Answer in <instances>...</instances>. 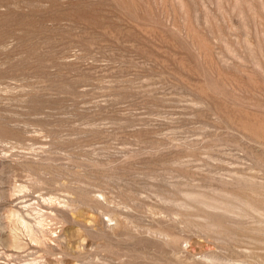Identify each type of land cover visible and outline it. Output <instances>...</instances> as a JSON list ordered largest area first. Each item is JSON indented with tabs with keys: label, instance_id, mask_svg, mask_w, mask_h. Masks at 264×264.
Instances as JSON below:
<instances>
[{
	"label": "rangeland",
	"instance_id": "374dc122",
	"mask_svg": "<svg viewBox=\"0 0 264 264\" xmlns=\"http://www.w3.org/2000/svg\"><path fill=\"white\" fill-rule=\"evenodd\" d=\"M0 264H264V0H0Z\"/></svg>",
	"mask_w": 264,
	"mask_h": 264
}]
</instances>
